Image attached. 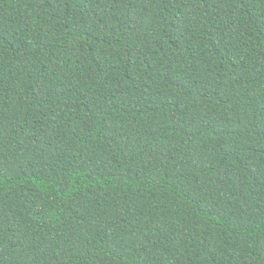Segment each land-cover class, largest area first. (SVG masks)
<instances>
[{
  "label": "trees",
  "instance_id": "obj_1",
  "mask_svg": "<svg viewBox=\"0 0 264 264\" xmlns=\"http://www.w3.org/2000/svg\"><path fill=\"white\" fill-rule=\"evenodd\" d=\"M0 264H264V0H0Z\"/></svg>",
  "mask_w": 264,
  "mask_h": 264
}]
</instances>
